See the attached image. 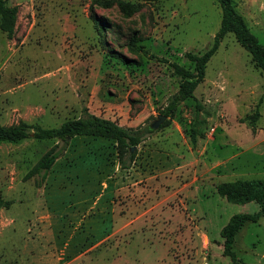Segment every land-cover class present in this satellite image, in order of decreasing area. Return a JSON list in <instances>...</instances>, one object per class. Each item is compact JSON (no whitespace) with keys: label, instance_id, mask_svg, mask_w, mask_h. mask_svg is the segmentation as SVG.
Returning <instances> with one entry per match:
<instances>
[{"label":"rangeland","instance_id":"rangeland-1","mask_svg":"<svg viewBox=\"0 0 264 264\" xmlns=\"http://www.w3.org/2000/svg\"><path fill=\"white\" fill-rule=\"evenodd\" d=\"M232 3L264 45V0ZM220 20L216 0H0V125L86 109L139 130L177 90L171 62L192 68L184 53L206 51ZM165 120L126 168L114 141L76 135L44 180L25 176L56 140L1 141L0 264H234L220 231L259 205L216 185L264 177V75L232 33ZM232 250L264 264V214Z\"/></svg>","mask_w":264,"mask_h":264},{"label":"trees","instance_id":"trees-1","mask_svg":"<svg viewBox=\"0 0 264 264\" xmlns=\"http://www.w3.org/2000/svg\"><path fill=\"white\" fill-rule=\"evenodd\" d=\"M221 8V20L218 30L214 35L212 45L202 53L185 52L184 57L192 63V68L185 67L177 62H171L172 74L177 80V90L169 98L167 104L160 114L170 117L173 115L177 105L192 96V93L199 82L202 81L205 66L211 55L218 48L221 38L232 33L236 41L249 52L255 66L264 75V45L257 41L249 31L245 20L235 10L232 0H216ZM11 9L7 30L10 33L13 23V12ZM83 116L63 121L58 127L42 128L36 126L29 130V125L20 122L16 125L3 127L0 125V142H16L32 136L36 139H54L56 142L48 148L27 172L25 177L38 175L41 180L54 164L55 160L63 155L70 139L76 135L91 137H103L116 143L118 163L121 168H126L133 161L134 150L146 133H151L149 125L139 130H133L119 125L115 121L103 118L87 112ZM166 120L159 126L166 124ZM62 141L63 146L58 145ZM216 192L226 197L229 202L244 204L253 201L259 205V210L254 213L233 214L227 223L222 227L220 236L223 240V255L230 257L234 264H245L236 258L232 250L234 237L245 222H256L264 214V177L241 179L236 178L230 182H220L216 185ZM1 204V199H0Z\"/></svg>","mask_w":264,"mask_h":264},{"label":"water","instance_id":"water-1","mask_svg":"<svg viewBox=\"0 0 264 264\" xmlns=\"http://www.w3.org/2000/svg\"><path fill=\"white\" fill-rule=\"evenodd\" d=\"M166 119L165 115L158 114L156 118L149 124V127L151 130L157 129ZM135 147H132L131 150H133Z\"/></svg>","mask_w":264,"mask_h":264}]
</instances>
